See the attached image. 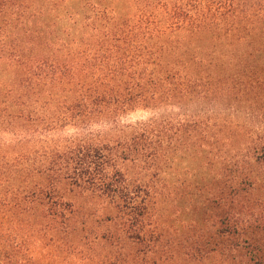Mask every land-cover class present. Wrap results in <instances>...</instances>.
Masks as SVG:
<instances>
[{
  "label": "trees",
  "instance_id": "1",
  "mask_svg": "<svg viewBox=\"0 0 264 264\" xmlns=\"http://www.w3.org/2000/svg\"><path fill=\"white\" fill-rule=\"evenodd\" d=\"M263 47L264 0H0V264H15L24 221L59 264L66 237L79 251L88 221L71 216L73 190L109 214L79 264L195 263L220 246L230 264H264V136H254L264 124L226 107L259 99ZM168 109L183 118L165 122ZM138 111L148 118L122 126ZM67 128L75 134L61 140ZM190 146L226 173L207 200L223 216L172 252L145 216L166 152L174 164ZM245 204L260 215L235 216Z\"/></svg>",
  "mask_w": 264,
  "mask_h": 264
},
{
  "label": "rangeland",
  "instance_id": "2",
  "mask_svg": "<svg viewBox=\"0 0 264 264\" xmlns=\"http://www.w3.org/2000/svg\"><path fill=\"white\" fill-rule=\"evenodd\" d=\"M132 1V0H131ZM126 5V4H124ZM260 49L263 45L259 42ZM264 48V47H263ZM261 60L264 61V58ZM4 72L0 69V80L2 79ZM262 80H264V73L262 74ZM258 109L256 113L251 111V107ZM228 109H236L237 115L232 117L234 110L230 109L226 111L230 118L237 119L238 121L248 122L256 121L264 124V89L260 90V97L256 100L241 101H230L227 106ZM260 110V111H259ZM2 112V111H1ZM182 114V113H181ZM183 118L180 115L178 109H168L163 114L164 121L169 122L170 118L175 120ZM148 114L142 111L128 114L122 119V126L134 125L138 122H143L148 118ZM165 129V128H164ZM163 129V130H164ZM22 133L26 136H30L33 132L28 124L24 125ZM99 127H93V134L98 133ZM75 134V130L67 128L61 140H65ZM259 137L264 136V129L259 130ZM49 135H47L48 137ZM43 138V140H45ZM33 144L24 143L23 148L25 152L34 150ZM190 151L177 156L176 162L173 164L172 156L166 152V159L163 161L162 173L156 180H153L155 187L160 193L159 203L157 204L154 216H145L146 223L158 222L160 228L163 230L165 237L167 238L168 246L166 250H179L181 246L185 245V240L196 236L199 232H203L206 235L213 233L214 230L218 229L217 216H223V213L219 212L216 205L207 203L209 194L212 192L224 191L226 186L225 183V172L216 167L212 161V156L208 155V151L204 149L203 161L200 163L195 161L193 156L196 148L190 146ZM129 169L130 175H134L136 171ZM224 176V177H223ZM73 197L66 196L68 199L73 200L77 212H74L71 216L80 222L81 220L88 221L83 227L81 235L85 240L81 243V254H78V248L70 245V238L66 237V244L59 248V258L61 264H79L84 263L81 259L94 255L97 251L91 246L92 238L95 232L104 230L103 221L106 220L108 212L104 209L103 200L97 198L96 195L89 193L80 194L77 190H73ZM250 206L245 204L242 210H238V214L235 216H258L260 215V209L254 208L253 211L249 212L246 207ZM221 208V207H220ZM222 209V208H221ZM222 214V215H221ZM114 216V212L112 213ZM111 215V216H112ZM34 216H26L25 220H28L30 225L33 222ZM77 224V223H76ZM77 226V225H76ZM100 227V228H99ZM21 248L17 252V258L15 264H59L55 257L57 249L52 250L54 247L51 242H48L49 237L45 240L46 244L42 248L39 247L40 242L39 236L33 231L32 226H26L25 221L21 224L20 230ZM48 246V247H46ZM173 252V251H172ZM39 254V255H38ZM171 254V253H170ZM41 258L38 260V257ZM172 257V255H170ZM170 256H168L170 258ZM167 257V258H168ZM200 259V258H197ZM63 261V263H62ZM200 261V262H199ZM197 260L195 263L189 262L186 259L179 258L178 255L165 261L163 264H230L228 253L225 252L222 246H220L216 252L208 254L207 258L203 260Z\"/></svg>",
  "mask_w": 264,
  "mask_h": 264
}]
</instances>
